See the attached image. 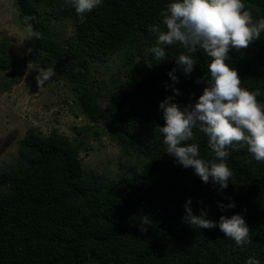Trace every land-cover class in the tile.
<instances>
[{
    "label": "trees",
    "instance_id": "1",
    "mask_svg": "<svg viewBox=\"0 0 264 264\" xmlns=\"http://www.w3.org/2000/svg\"><path fill=\"white\" fill-rule=\"evenodd\" d=\"M169 2L102 0L81 23L64 0H16L19 24L26 30L23 17H34L33 29L43 34L32 37L30 56L71 84L88 121L102 126L141 168L112 179L85 170L80 157L85 140L29 129L17 162L0 171V264H245L249 257L264 264V163L246 148L229 149L226 162L233 175L228 187L219 189L211 180L203 183L192 168L177 165L156 130L165 124L160 102L174 96L181 109L194 105L206 86L197 80L208 75L209 58L202 50L191 54L196 66L187 76L174 60L186 51L182 46H165L161 61L150 52L157 39L150 28L166 30L161 11ZM242 2L254 19L264 18V0ZM41 4L50 9L45 17ZM53 20L71 21L73 40L61 44L47 26ZM118 55L127 64L124 78L104 86L93 64ZM25 62L8 42L0 43V77H10L1 80V92L20 81L17 69ZM226 62L238 71L241 87L259 89L257 100L264 103V33L246 49H231ZM173 69L177 81L169 76ZM194 136L190 142L210 158L207 137L195 129ZM188 199L194 214L203 208L212 221L241 214L252 244L237 246L218 226L185 223ZM233 202V208L218 207ZM143 216L151 220L143 225L147 231L140 230Z\"/></svg>",
    "mask_w": 264,
    "mask_h": 264
},
{
    "label": "clouds",
    "instance_id": "2",
    "mask_svg": "<svg viewBox=\"0 0 264 264\" xmlns=\"http://www.w3.org/2000/svg\"><path fill=\"white\" fill-rule=\"evenodd\" d=\"M101 3L102 0H64L65 5L75 10L81 23L85 15ZM34 19L25 16L23 23L29 37L39 40L43 34L33 29L30 21ZM161 23L166 30L159 26L150 28L157 35L150 49L156 59H166L165 46L180 45L186 51H181L174 60L186 76L196 66L192 53L202 50L209 62L208 75L197 80L206 86L195 104L181 109L173 102L174 96L166 97L159 104L165 124L157 126L156 130L162 134L166 153L177 165L192 168L205 184L211 180L219 189H226L233 175L226 162L229 149L246 148L256 162L264 163V103L257 100L261 92L241 87L238 71L226 62L231 49H246L260 39L264 33V18L254 19L242 0H171L161 11ZM37 70L35 79L39 89L56 75L54 68ZM174 72L175 69L169 76L177 81ZM173 91L175 95L180 94L178 89ZM194 129L207 137L210 158H203L199 145L190 142L195 139ZM191 203L188 199L184 205L185 223L200 229L218 226L237 246L252 244L250 229L241 214L230 218L221 215L218 221H212L206 218L208 213L203 208L199 215L194 214ZM218 207L223 211L235 204H219ZM149 224V217L143 216L140 230L147 231L143 225ZM245 264H260V261L249 257Z\"/></svg>",
    "mask_w": 264,
    "mask_h": 264
},
{
    "label": "rangeland",
    "instance_id": "3",
    "mask_svg": "<svg viewBox=\"0 0 264 264\" xmlns=\"http://www.w3.org/2000/svg\"><path fill=\"white\" fill-rule=\"evenodd\" d=\"M15 2L0 0V43L8 42L14 55L25 58L26 62L17 69L23 75L20 81L9 91H0V171L17 162L19 143L33 128L44 136L56 131L69 139L85 140L86 148L83 147L80 155L85 170H95L111 179L130 177L141 168V162L126 156L102 126L95 127L88 121L69 82L55 75L43 88L37 87V68L46 64L35 62L30 56L32 37L19 24ZM40 9L43 17L50 14L43 4ZM47 26L63 45L74 38L71 21L53 20ZM92 69L98 80L110 87L113 78H124L127 64L124 55H118L104 64H93ZM6 79L10 77L3 74L0 82Z\"/></svg>",
    "mask_w": 264,
    "mask_h": 264
}]
</instances>
